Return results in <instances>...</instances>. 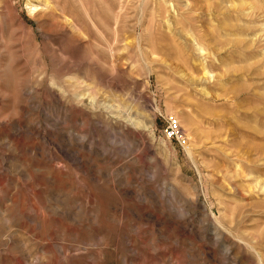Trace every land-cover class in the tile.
Wrapping results in <instances>:
<instances>
[{"label":"rangeland","instance_id":"1","mask_svg":"<svg viewBox=\"0 0 264 264\" xmlns=\"http://www.w3.org/2000/svg\"><path fill=\"white\" fill-rule=\"evenodd\" d=\"M0 264H264V0H0Z\"/></svg>","mask_w":264,"mask_h":264},{"label":"bare ground","instance_id":"2","mask_svg":"<svg viewBox=\"0 0 264 264\" xmlns=\"http://www.w3.org/2000/svg\"><path fill=\"white\" fill-rule=\"evenodd\" d=\"M30 9H32L31 10L32 12L36 11V8H33V6H31ZM254 9L259 10V7L254 6ZM80 96H82V95H80ZM80 96H79V98H80ZM80 99L78 100V101H81L80 104L82 106H84V108L87 111L92 113L91 115L95 120L100 121V119L105 118L104 124H107V126H109L110 128H115L117 130L118 129L123 130L124 128L126 129L128 127H135L134 129L141 130L140 127H136L137 124L134 122V120L132 119V117L130 116V114L126 110H121L119 107H116V106H108L106 104H102L100 99L95 98V97H91V95H88L87 97H84V98L82 97L81 100ZM100 122H102V121H100ZM131 137H132V135H131ZM136 143H137V145H139L141 147H143V145H144V143L140 139H135V144ZM216 231L214 230V232H216Z\"/></svg>","mask_w":264,"mask_h":264},{"label":"built area","instance_id":"3","mask_svg":"<svg viewBox=\"0 0 264 264\" xmlns=\"http://www.w3.org/2000/svg\"><path fill=\"white\" fill-rule=\"evenodd\" d=\"M164 137L168 141H175L180 146L186 147L188 144V138L182 130L180 122L175 115L167 117V125L164 130Z\"/></svg>","mask_w":264,"mask_h":264}]
</instances>
